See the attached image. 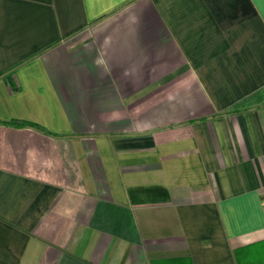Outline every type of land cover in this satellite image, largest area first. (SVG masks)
<instances>
[{
    "label": "crops",
    "instance_id": "obj_1",
    "mask_svg": "<svg viewBox=\"0 0 264 264\" xmlns=\"http://www.w3.org/2000/svg\"><path fill=\"white\" fill-rule=\"evenodd\" d=\"M0 264H264V0H0Z\"/></svg>",
    "mask_w": 264,
    "mask_h": 264
}]
</instances>
